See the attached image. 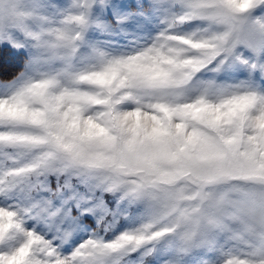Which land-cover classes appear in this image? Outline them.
Masks as SVG:
<instances>
[{"label": "snow or ice", "instance_id": "6c2138e0", "mask_svg": "<svg viewBox=\"0 0 264 264\" xmlns=\"http://www.w3.org/2000/svg\"><path fill=\"white\" fill-rule=\"evenodd\" d=\"M0 264H264V0H0Z\"/></svg>", "mask_w": 264, "mask_h": 264}]
</instances>
